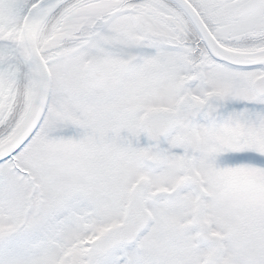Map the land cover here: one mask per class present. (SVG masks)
Here are the masks:
<instances>
[{
	"label": "snow or ice",
	"instance_id": "6c2138e0",
	"mask_svg": "<svg viewBox=\"0 0 264 264\" xmlns=\"http://www.w3.org/2000/svg\"><path fill=\"white\" fill-rule=\"evenodd\" d=\"M0 264H264V0H0Z\"/></svg>",
	"mask_w": 264,
	"mask_h": 264
}]
</instances>
